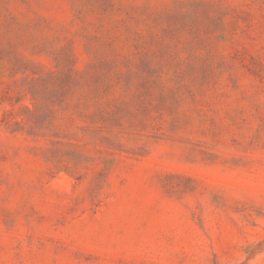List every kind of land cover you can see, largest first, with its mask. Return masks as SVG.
Returning <instances> with one entry per match:
<instances>
[{
    "label": "rangeland",
    "instance_id": "rangeland-1",
    "mask_svg": "<svg viewBox=\"0 0 264 264\" xmlns=\"http://www.w3.org/2000/svg\"><path fill=\"white\" fill-rule=\"evenodd\" d=\"M0 264H264V0H0Z\"/></svg>",
    "mask_w": 264,
    "mask_h": 264
}]
</instances>
